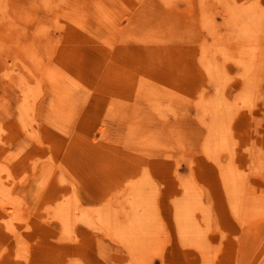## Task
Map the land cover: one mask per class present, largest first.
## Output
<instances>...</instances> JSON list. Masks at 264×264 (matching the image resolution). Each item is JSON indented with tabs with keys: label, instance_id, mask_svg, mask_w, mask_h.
Wrapping results in <instances>:
<instances>
[{
	"label": "rangeland",
	"instance_id": "obj_1",
	"mask_svg": "<svg viewBox=\"0 0 264 264\" xmlns=\"http://www.w3.org/2000/svg\"><path fill=\"white\" fill-rule=\"evenodd\" d=\"M263 19L0 0V264H264Z\"/></svg>",
	"mask_w": 264,
	"mask_h": 264
},
{
	"label": "bare ground",
	"instance_id": "obj_2",
	"mask_svg": "<svg viewBox=\"0 0 264 264\" xmlns=\"http://www.w3.org/2000/svg\"><path fill=\"white\" fill-rule=\"evenodd\" d=\"M182 1V0H181ZM173 2H175V1H173ZM231 5V4H230ZM242 5V4H241ZM255 6V5H254ZM232 7H233V4H232ZM258 8V7H257ZM256 9V8H255ZM244 11H246V9L244 8L243 9ZM211 11V10H210ZM256 11V10H255ZM48 16V15H47ZM206 16V15H205ZM259 16V15H258ZM213 18V17H212ZM51 19V18H50ZM257 19V18H256ZM56 20V19H55ZM196 20V19H195ZM210 20V19H209ZM262 20V19H261ZM264 20V19H263ZM235 22V21H234ZM250 23V22H249ZM248 23V24H249ZM236 26V25H235ZM243 27V26H242ZM212 28V27H211ZM10 32V31H9ZM264 32V31H263ZM241 33V32H240ZM256 33V32H255ZM257 36V35H256ZM9 40H11V39H9ZM52 44V43H51ZM244 47H242V49H243ZM225 50V49H224ZM246 50V49H245ZM252 55H254L253 53H252ZM202 58V57H201ZM204 58V57H203ZM257 59V58H256ZM210 60V59H209ZM210 62V61H209ZM7 63V62H6ZM10 63V62H9ZM9 63H8V66H10L9 65ZM223 63V62H222ZM219 64V63H218ZM203 65V64H202ZM259 65V64H258ZM249 68V67H248ZM259 68H260V65H259ZM46 69V68H45ZM219 69V68H218ZM222 69V68H221ZM207 70V69H206ZM219 72H220V70H219ZM227 72V71H226ZM225 72V73H226ZM252 72V71H251ZM242 73V72H241ZM247 73V72H246ZM218 74H220V73H218ZM227 74V73H226ZM244 74V73H243ZM222 75V74H221ZM3 76H5V75H3ZM247 76H248V74H247ZM53 77V76H52ZM218 77V76H217ZM209 78H210V76H209ZM220 78V77H219ZM225 78H228V77H225ZM229 78H231L230 76H229ZM213 79V78H212ZM211 79V80H212ZM234 79V78H233ZM214 80V79H213ZM220 81H222L223 79H219ZM27 81V80H26ZM215 82V81H214ZM38 83H40V81H38ZM214 87V86H213ZM246 88H248V87H250V86H245ZM216 88V87H215ZM251 88V87H250ZM40 90V89H39ZM100 90H101V88H100ZM103 90V89H102ZM108 92V91H107ZM43 93V92H42ZM54 97V96H53ZM51 100V99H50ZM246 100H248V99H246ZM155 102V101H154ZM198 102V101H197ZM159 103V102H158ZM209 103V102H208ZM32 104V103H31ZM202 104V103H201ZM28 105V104H27ZM167 105H169V104H167ZM196 105H197V103H196ZM243 105V104H242ZM29 106V105H28ZM156 106V105H155ZM199 106V105H198ZM202 106H203V104H202ZM33 108H34V106H32ZM162 107V106H161ZM169 108H170V106H169ZM35 109H36V107H35ZM205 109H207V108H205ZM225 111H226V109H225ZM228 111V110H227ZM207 112V111H206ZM228 113V112H227ZM223 114H224V112H223ZM229 114V113H228ZM35 115V114H34ZM230 115V114H229ZM225 116H228V115H225ZM225 116H222V117H225ZM232 116V115H231ZM225 124V123H224ZM208 126H210V125H208ZM30 127V126H29ZM1 133V132H0ZM225 135V134H224ZM212 140V139H211ZM214 141H215V139H214ZM217 141V140H216ZM237 141V140H236ZM218 142H220V141H218ZM221 143V142H220ZM209 148V147H208ZM210 151V150H209ZM212 155H213V153H212ZM216 157V156H215ZM222 162V161H221ZM223 163V162H222ZM228 164V163H227ZM226 164V165H227ZM219 166H221V165H219ZM227 167V166H226ZM221 168V167H220ZM232 169V168H231ZM230 169V170H231ZM221 171V170H220ZM229 171V170H228ZM141 172V171H140ZM231 173H233V172H231ZM142 174V173H141ZM235 175V174H234ZM146 176V175H145ZM145 176H143V177H145ZM147 177V176H146ZM185 177V176H184ZM226 177V176H225ZM227 179V178H226ZM229 179V178H228ZM148 180V179H147ZM134 182V181H133ZM227 182V181H226ZM231 184V183H230ZM140 185V184H139ZM224 185H225V183H224ZM182 186H183V184H182ZM228 186V185H227ZM232 186V185H231ZM139 187V186H138ZM184 187V186H183ZM229 187V186H228ZM1 188V187H0ZM3 188V187H2ZM140 188H141V186H140ZM191 188V187H190ZM193 188V187H192ZM143 189V187L141 188V190ZM145 189V188H144ZM186 189V188H185ZM136 190H137V188H136ZM144 191V190H143ZM234 191V190H233ZM245 192H246V190H245ZM143 193V192H142ZM231 193V192H230ZM137 194V193H136ZM234 194V193H233ZM242 194H244V193H242ZM140 195V194H139ZM138 196V195H137ZM141 196V198H142V196L143 195H140ZM235 196V195H234ZM131 197V196H130ZM144 197V196H143ZM146 197V196H145ZM233 197V196H232ZM5 198V197H4ZM8 198V197H7ZM150 198V197H149ZM149 198H147L148 200H149ZM239 198V197H238ZM9 199V198H8ZM15 199V198H14ZM18 199V198H17ZM130 199V198H129ZM134 199V198H133ZM146 199V198H145ZM200 199V198H199ZM198 199V200H199ZM1 200V199H0ZM16 200V199H15ZM135 200V199H134ZM196 200V199H195ZM236 200V199H235ZM251 200V199H250ZM249 200V201H250ZM2 201V200H1ZM141 201V200H140ZM240 201V200H239ZM3 202V201H2ZM192 202V201H191ZM13 203V202H12ZM141 203H143V202H141ZM240 203V202H239ZM14 204V203H13ZM149 204V203H148ZM196 204V203H195ZM259 204V203H258ZM11 205V204H10ZM133 205H134V203H133ZM136 205V204H135ZM141 205V204H140ZM179 206H180V204H178ZM239 205V204H238ZM247 205V204H246ZM249 205V204H248ZM247 205V206H248ZM237 206V205H236ZM240 206V205H239ZM138 207H141V206H138ZM177 207V206H176ZM210 207H211V205H210ZM243 207V206H242ZM245 207V206H244ZM6 208V207H5ZM10 208H12V207H10ZM178 208V207H177ZM193 208H194V205H193ZM9 209V208H8ZM134 209V208H133ZM182 209V208H181ZM237 209H239V208H237ZM248 209V208H247ZM77 210V209H76ZM134 210H136V209H134ZM194 210H197V208L195 209L194 208ZM179 211H180V208H179ZM182 211V210H181ZM259 211V210H258ZM84 213V212H83ZM187 213V212H186ZM255 213H256V211H255ZM60 214V213H59ZM76 214V213H75ZM84 214H86V213H84ZM115 214V213H114ZM259 214V213H258ZM234 215H236V214H234ZM252 215H254V214H252ZM78 216V215H77ZM82 216V215H81ZM83 216H86V215H83ZM88 216V215H87ZM107 216V215H106ZM118 216V215H117ZM147 216H148V214H147ZM187 217H189L188 216V214L186 215ZM247 216H248V214H247ZM262 216H264V215H262ZM236 217V216H235ZM254 217V216H253ZM258 217V216H257ZM261 217V216H260ZM259 217V218H260ZM91 217H88L87 218V220H91L90 219ZM155 218V217H154ZM237 218V217H236ZM241 218V217H240ZM247 218V217H246ZM258 218V219H259ZM66 219V218H65ZM81 219H83V218H81ZM131 219H134V218H131ZM137 220L136 221H134L135 222V225L137 226V227H139L140 226V223H142V222H140V220L141 219H139V218H136ZM144 219V218H143ZM205 219V218H204ZM239 219V218H238ZM250 219V218H249ZM264 219V218H263ZM117 220V219H116ZM147 220V219H146ZM152 220V219H151ZM150 220V222H152ZM207 220V219H206ZM247 220V219H246ZM133 221V220H132ZM154 221V220H153ZM208 221V220H207ZM241 221H242V219H241ZM146 222V221H145ZM156 222V221H155ZM10 223V222H9ZM91 223V222H90ZM119 223H121V222H119ZM244 223V222H243ZM247 223H248V221H247ZM246 223V224H247ZM11 224V223H10ZM103 224H105V222H103ZM129 225V224H128ZM139 225V226H138ZM89 226V225H88ZM95 226V225H94ZM99 226V225H98ZM130 226V225H129ZM128 226V227H129ZM197 226H198V224H197ZM96 227V226H95ZM100 227H101V225H100ZM8 228V227H7ZM97 228V227H96ZM136 228V227H135ZM128 229H131V228H128ZM137 229V228H136ZM207 229V228H206ZM107 230H109V229H107ZM146 230V229H145ZM156 232V231H155ZM180 232V231H179ZM72 234V233H71ZM194 235V234H193ZM152 238H154V237H152ZM20 243V242H19ZM131 249V248H130ZM149 250V249H148ZM17 251V250H16ZM95 251H96V249H95ZM149 251H151V250H149ZM21 253V252H20ZM97 253V252H96ZM152 253V252H151ZM131 254H132V251H131ZM144 254V253H143ZM23 255V254H22ZM154 257V256H153ZM103 258V257H102ZM151 261V260H150ZM153 261H154V259H153ZM152 262V261H151Z\"/></svg>",
	"mask_w": 264,
	"mask_h": 264
}]
</instances>
